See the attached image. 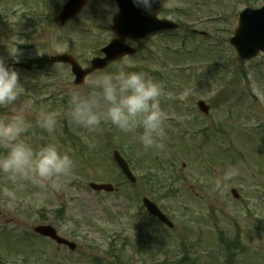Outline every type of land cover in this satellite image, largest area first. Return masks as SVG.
I'll list each match as a JSON object with an SVG mask.
<instances>
[{"label": "rangeland", "instance_id": "rangeland-1", "mask_svg": "<svg viewBox=\"0 0 264 264\" xmlns=\"http://www.w3.org/2000/svg\"><path fill=\"white\" fill-rule=\"evenodd\" d=\"M263 3L172 0L163 16L180 24V31L142 42L136 57L124 58L87 78L84 90L88 80L127 62L134 66L129 70L148 72L172 94L162 100L168 114L163 147L144 149L131 135L111 125L89 133L68 123L66 100L69 90L76 88L75 78L70 67L53 65L49 59L69 53L86 68L114 37L110 29H89L95 28L98 16L88 10L61 28L54 12L48 10L35 24L25 16L24 7L0 0V59L19 72L25 87L22 99L30 102L28 120L33 125L28 142L37 147L41 134L48 136L35 126L39 112L54 113L58 126L49 141L76 162L73 174L60 182L59 190L25 184L16 191L12 207L2 192L12 185L0 174V252L18 247L14 235L30 238L26 241L29 257L12 255L14 260L10 258L8 264H70L71 256L85 254H74L36 236L33 228L43 224L77 244L76 250L124 249L123 255L134 259L132 264L150 260L154 252L176 250L175 241L186 236L239 234L246 251L234 264H264V54L251 62L239 61L229 44L238 13L248 5L258 8ZM88 22V27L82 26ZM46 58L47 66L30 67L31 61ZM199 101L211 107L208 116L198 110ZM9 114L11 107L0 108V116ZM115 150L129 162L137 178L135 187L112 161ZM149 170L164 175L160 178L165 182L174 181L171 194L166 197L157 185L143 181ZM229 170L234 174L224 180ZM90 183H109L118 191L94 193ZM235 189L241 200L232 197ZM143 197L158 204L175 224L173 230L146 213ZM132 245L142 252L134 251ZM211 253H200L201 261L210 259ZM216 264H222L221 260Z\"/></svg>", "mask_w": 264, "mask_h": 264}, {"label": "clouds", "instance_id": "clouds-1", "mask_svg": "<svg viewBox=\"0 0 264 264\" xmlns=\"http://www.w3.org/2000/svg\"><path fill=\"white\" fill-rule=\"evenodd\" d=\"M67 3L68 0H61ZM166 0H132L135 7L147 15H158L156 6ZM113 6L117 0H112ZM130 63L114 66V70L88 80L89 87L78 86L67 94L68 123L94 133L102 125H111L131 135L144 149L162 148L166 136L168 114L162 100L171 98L164 86L146 71L129 70ZM25 87L19 72L0 59V108L11 107V114L0 116V174L11 183L3 195L9 198V207L16 200V191L31 184L41 189L59 190L60 182L67 180L76 167L74 158L49 141L58 121L54 113L41 111L35 126L42 133V143L34 147L28 142L33 125L29 122V101L23 100ZM94 147V145H90ZM234 174L229 170L224 180Z\"/></svg>", "mask_w": 264, "mask_h": 264}, {"label": "water", "instance_id": "water-1", "mask_svg": "<svg viewBox=\"0 0 264 264\" xmlns=\"http://www.w3.org/2000/svg\"><path fill=\"white\" fill-rule=\"evenodd\" d=\"M119 4V14L114 19L113 32L116 34L117 39L113 40L110 45L102 49V53L106 55L105 58H96L91 61L90 69H83L75 61L73 57L69 55H60L57 58H52L53 63H64L70 64L72 67V72L75 75V85L83 86L85 79L92 72L96 70H101L109 67L111 63L124 56H132L135 54L136 50L131 48L125 43L126 39H132L134 41H142L143 39L153 37V35H159L164 31H174L178 28V25L172 23L168 20L160 21L157 19V15H147L143 10L135 7L132 0H118ZM167 1V0H166ZM85 0H70L65 6L62 16L60 17L61 23H65L66 20L77 16L79 12L86 5ZM162 10V4L156 6V12L160 13ZM238 28L235 31L234 36L230 40L231 44L237 49V56L239 60H248L256 57L261 52H264V7L255 10L251 7L244 10L239 14ZM200 109L207 114L209 112V107L203 102H199ZM114 160L118 163L122 172L130 179L135 182V178L129 171L128 164L124 162L122 157L118 152L114 154ZM94 191H107L113 192L114 187L110 184L99 185L90 184ZM235 198H239L236 190L233 192ZM147 211L155 215L160 222L167 224L168 227L172 228L174 225L166 218V216L160 212L157 205L148 201L143 200ZM35 231L41 236L50 238L56 241L60 245H68L70 249H75V245L67 240L60 238L57 234L56 229L50 226H39L35 228Z\"/></svg>", "mask_w": 264, "mask_h": 264}, {"label": "flooded vegetation", "instance_id": "flooded-vegetation-1", "mask_svg": "<svg viewBox=\"0 0 264 264\" xmlns=\"http://www.w3.org/2000/svg\"><path fill=\"white\" fill-rule=\"evenodd\" d=\"M87 7L82 11V14L77 17H82L87 14V11L89 10L92 13H95L98 17V21L95 25H97L96 29H109L113 25V19L116 16L118 12V4L113 6L112 0H88ZM92 16V15H91ZM77 18H75L76 20ZM74 20V19H73ZM73 20L66 22L65 26L71 25ZM82 26H87L91 23H83ZM206 241H211L214 244H219L221 246H218L217 248L225 249L226 251L229 250V252L233 248L232 243V236H216V237H210V238H194V239H184L179 242H176V245H178L181 250L177 251L176 254H181L180 256H183V260L187 259V255H189L190 252L194 251V249H191L190 247H193L195 245H202L205 244ZM134 248V251H138L136 249V245H132ZM188 247V248H184ZM126 248V247H124ZM144 250V249H143ZM79 252L85 253L84 255H80L75 257H71L69 259L70 264H132L133 258H128L127 256H124L123 254L126 252V250H118L115 247H109L106 248V252L100 253L101 255L98 257H95L98 254H95V249H82L77 250ZM75 251V253L77 252ZM146 251V249L144 250ZM143 255H140L141 257ZM170 258V252H161L157 253L156 256L150 257V261H154L157 259L161 262V264H166L167 260ZM143 259L139 262L140 264H143ZM196 264H204V263H196Z\"/></svg>", "mask_w": 264, "mask_h": 264}, {"label": "trees", "instance_id": "trees-1", "mask_svg": "<svg viewBox=\"0 0 264 264\" xmlns=\"http://www.w3.org/2000/svg\"><path fill=\"white\" fill-rule=\"evenodd\" d=\"M32 0H21L19 5H24V7H30L29 10H34V5H30ZM164 175H156L153 171L149 170L148 175L146 176L147 182L159 181L160 177Z\"/></svg>", "mask_w": 264, "mask_h": 264}]
</instances>
